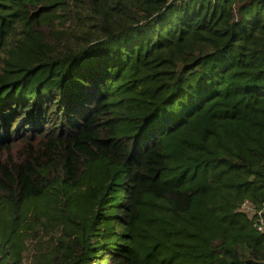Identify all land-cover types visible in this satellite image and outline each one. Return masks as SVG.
Segmentation results:
<instances>
[{
    "label": "trees",
    "instance_id": "trees-1",
    "mask_svg": "<svg viewBox=\"0 0 264 264\" xmlns=\"http://www.w3.org/2000/svg\"><path fill=\"white\" fill-rule=\"evenodd\" d=\"M244 201L264 0H0V264H264Z\"/></svg>",
    "mask_w": 264,
    "mask_h": 264
},
{
    "label": "built area",
    "instance_id": "built-area-1",
    "mask_svg": "<svg viewBox=\"0 0 264 264\" xmlns=\"http://www.w3.org/2000/svg\"><path fill=\"white\" fill-rule=\"evenodd\" d=\"M240 209L250 216H255L256 220L253 222V227L261 233L264 232V204L262 205L260 210L255 211V209L250 206L247 201H244L241 204Z\"/></svg>",
    "mask_w": 264,
    "mask_h": 264
},
{
    "label": "rangeland",
    "instance_id": "rangeland-1",
    "mask_svg": "<svg viewBox=\"0 0 264 264\" xmlns=\"http://www.w3.org/2000/svg\"><path fill=\"white\" fill-rule=\"evenodd\" d=\"M49 237H46L45 239L48 240ZM33 246H28V248L25 250L23 255V264H31L32 255L34 253Z\"/></svg>",
    "mask_w": 264,
    "mask_h": 264
}]
</instances>
